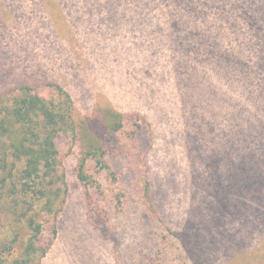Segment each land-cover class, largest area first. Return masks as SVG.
I'll list each match as a JSON object with an SVG mask.
<instances>
[{
	"label": "trees",
	"instance_id": "16d2710c",
	"mask_svg": "<svg viewBox=\"0 0 264 264\" xmlns=\"http://www.w3.org/2000/svg\"><path fill=\"white\" fill-rule=\"evenodd\" d=\"M219 1L226 4L222 10ZM213 7L218 10L210 18ZM226 25L231 33L242 30L236 45ZM64 29L72 34L65 45ZM128 31L142 37L137 50L108 41ZM170 45L195 78L225 80L246 95L229 111L230 155L200 156L203 126L187 129L183 118L174 119L177 100L169 104L163 92L173 72L160 68ZM126 58L138 63L131 72L150 93L135 91L155 106L159 121L141 104L125 112L98 99L88 84L84 72L94 60ZM0 68V214L6 208L20 227L0 264H41L49 254L62 228L69 173L89 222L112 244L113 264H212L183 214L200 209L197 200L209 186L224 185L228 166L235 183L226 211L244 235L252 225L255 203L243 215L241 196L264 195L257 193L264 190V0H0ZM255 87L256 99L250 95ZM242 123L259 131L260 149L243 152ZM158 138L169 154L161 174L153 166ZM179 146L194 156L187 181L179 179L181 160L172 155ZM232 239L222 242L233 247Z\"/></svg>",
	"mask_w": 264,
	"mask_h": 264
},
{
	"label": "rangeland",
	"instance_id": "374dc122",
	"mask_svg": "<svg viewBox=\"0 0 264 264\" xmlns=\"http://www.w3.org/2000/svg\"><path fill=\"white\" fill-rule=\"evenodd\" d=\"M223 2L219 1L217 6L220 10L226 6V4H222ZM227 6L230 7L229 4ZM217 7H213L212 17L210 18H215ZM201 22H203V19H201ZM34 26L31 23L30 28ZM225 29L228 30V34L234 40V45H236L238 36H242V30H238L239 34H235L229 31L230 27L228 25H226ZM24 31L25 29L15 32L24 33ZM64 33L68 35L61 41L63 45L72 38V34L68 33V29H64ZM141 40L140 34L132 35L129 31L126 33L122 32L108 39L112 44H120L127 50L129 48L137 50V44ZM225 42L226 47L229 48V41ZM7 44H9L8 41ZM10 47H14L12 42ZM75 48L76 51L80 52L81 47L78 42H76ZM56 59L61 65L64 64L62 58L57 57ZM181 62L180 54L175 51L174 46L166 47L160 68L163 69L165 67V69L173 72V81L163 87V92L169 104H173L177 100V104L174 106L176 113L174 119L180 121L183 118L187 129L196 127L197 124L203 126L202 129L205 130V135L200 139L205 150H201L202 154L200 156L204 155L207 157L215 152H217V155H223V153L227 154V156L230 155L228 133L229 128H231V121L229 111L237 110L235 108L237 105H234L237 102L234 99L244 103L247 101L246 95L242 94L239 88H234L225 83V80L219 81L215 78V80L210 81L202 76L195 78V76H192L195 71L191 67L186 66L184 62L181 68L179 66ZM30 63L31 61H28L22 66H29ZM136 65L138 63H134L128 58L120 61L113 59L107 63L102 62V60H94L93 66L85 69L84 76L87 78L88 84L98 92V99L100 97L101 100L112 102L125 112L137 108L141 104L145 112L153 114L156 118L155 120L159 121L158 115H155V106L147 103L145 98H141V94L135 91L150 93V89L133 76L131 71ZM22 70L23 68H19L18 72L21 74ZM65 71L71 78V70L66 68ZM177 80H179V86L176 88L174 83ZM235 86L239 87V84ZM257 90L258 87L253 89V94H250L252 98H257ZM217 91L218 96L215 95ZM156 93H158L157 96L160 98L161 94L158 91ZM254 105H256V102H251L252 112H255ZM86 107V104L80 105L82 113L88 110ZM241 119L243 120L245 117ZM248 119L256 121L251 114ZM248 128L249 123H242L240 140L244 143V140L247 139L245 145L241 148L243 152L246 151L245 147L249 151L260 149L259 131L255 128L253 130ZM221 131V134L225 135L226 139L218 135V132ZM197 152L195 151L196 154H198ZM172 155L179 158L177 159L178 162L181 160L182 172L179 175V179L187 181L190 160L194 156L190 155V153L186 154V150L180 146L177 147L175 155ZM156 156V162L153 164L154 170L156 173L161 174L164 171L163 160L169 156L163 138H158L157 140ZM196 162L198 168L203 172L206 168V161L200 157ZM228 167L222 171V176L225 180L220 181L224 185L220 187L209 186L207 193L197 200L196 205L200 209H195L194 213L191 211L190 215L183 214V219L191 228L196 244L204 250L206 255L212 258L210 259L212 264H264V233L259 232L264 229V195H260L264 190L260 191L258 187L257 193L260 197H248L247 194L241 196V212L243 215L248 210L249 202L255 203L253 206L256 208L255 211H252L254 212L251 220L252 225L247 228L244 235V232L238 231L237 222L230 220L232 214L226 211L232 205V202H230L233 197L231 189L235 183L231 173H229L230 167ZM213 169L216 170L217 168L214 166ZM75 182L76 179L69 173V197L66 209L61 217L62 228L49 254L41 264H113L114 251L112 244L103 240L89 222L81 197V190ZM165 185H168V183ZM178 198H185V195L179 194L177 195ZM2 203L0 202V205ZM184 207L186 208V206ZM3 210L2 214H0V253L6 250L7 246L13 242L15 236L20 233V227L15 224V217L9 214L11 212L7 211L6 208H3ZM180 210L182 211V207ZM221 220L222 222L220 223ZM232 236H234L236 241L231 244L233 247L224 245L222 241L233 240Z\"/></svg>",
	"mask_w": 264,
	"mask_h": 264
}]
</instances>
